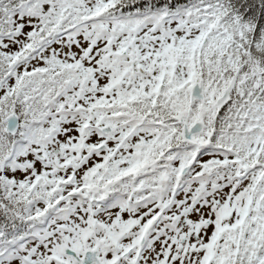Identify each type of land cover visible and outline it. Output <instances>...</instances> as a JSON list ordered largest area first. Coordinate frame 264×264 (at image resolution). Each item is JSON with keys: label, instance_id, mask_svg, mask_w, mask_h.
I'll return each instance as SVG.
<instances>
[{"label": "snow or ice", "instance_id": "snow-or-ice-1", "mask_svg": "<svg viewBox=\"0 0 264 264\" xmlns=\"http://www.w3.org/2000/svg\"><path fill=\"white\" fill-rule=\"evenodd\" d=\"M0 264H264V0H0Z\"/></svg>", "mask_w": 264, "mask_h": 264}]
</instances>
